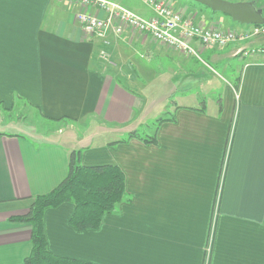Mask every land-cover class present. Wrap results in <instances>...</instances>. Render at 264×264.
Masks as SVG:
<instances>
[{"label": "crops", "instance_id": "obj_1", "mask_svg": "<svg viewBox=\"0 0 264 264\" xmlns=\"http://www.w3.org/2000/svg\"><path fill=\"white\" fill-rule=\"evenodd\" d=\"M111 1L144 19L154 16L145 0ZM171 1L199 24L210 26L214 17L232 22L191 0ZM81 12L104 16L62 0H0V104L24 102L46 121L93 122L67 145H39L0 129V264H25L31 226L12 219L27 215L37 197L67 178L73 150L82 151L83 166L120 168L127 196L97 230L73 228V204L47 210L52 254L92 264H264V55H242L238 87L225 85L216 102L167 104L173 95L149 65L157 42L126 33L105 45L84 33ZM192 46L203 52L199 43ZM256 48H264V37L236 42L225 58ZM126 67L131 73L121 80ZM137 81L162 92L134 90ZM164 115L174 120L159 126L156 144L111 145L130 132L146 133Z\"/></svg>", "mask_w": 264, "mask_h": 264}, {"label": "rangeland", "instance_id": "obj_2", "mask_svg": "<svg viewBox=\"0 0 264 264\" xmlns=\"http://www.w3.org/2000/svg\"><path fill=\"white\" fill-rule=\"evenodd\" d=\"M252 1L253 0H232L231 2L238 3ZM133 3L136 5H142L143 1L133 0ZM191 3V5L196 6L198 10L206 11L207 9L193 1ZM173 7L175 6L173 5ZM222 16L224 15L217 14L218 18ZM231 23L229 26L225 23H219L218 19L214 17L212 23L208 24L215 30L218 29L224 32L234 31L242 33V31L239 30V25L237 23H234L233 21ZM131 35L135 36L137 34ZM239 41L240 39H237V41L232 42L225 47H203V52L197 53L196 55L178 52L159 42L154 43V45L151 46L149 45L154 48L153 51H150L151 57L149 65L152 69L156 70L157 79L167 84L165 88L167 96L168 94L173 95L169 97L171 100H169L167 104H173V101H176L175 104H189L197 98L216 102L225 85H236V81L241 75L243 66L241 56H246L244 54L245 51H249L250 49H243L244 52H240L239 56L229 58H225V53ZM103 54L105 55H103L102 62L105 65V68L108 69L109 53L104 51ZM142 68L144 69L145 67ZM129 70L130 68L126 67L123 70V74L118 76L119 79L125 80L126 75L131 73ZM132 70V75L137 77L136 70L134 68ZM146 74H148L149 78L153 77L148 68H146ZM137 84L138 85L133 86L134 90H145L148 95L153 97L157 96L156 92H162V89L156 87L155 84L148 87L143 84L139 85V81H137ZM180 93L188 96V98L184 101L181 100ZM194 104L196 105L195 101L193 102V105ZM198 106L200 105L198 104ZM171 109L172 108H170V110ZM164 116L167 117V115ZM91 124H93L91 120L79 124H73L67 121L62 123H52L44 120L36 110L24 102H17L8 109L0 107V129L6 128L15 132H21L35 139L39 145L50 143L71 144L74 141L83 138L88 130L91 129ZM154 127L155 125L153 124L152 127L145 131L146 133L143 132V134L148 135L149 133H152Z\"/></svg>", "mask_w": 264, "mask_h": 264}, {"label": "trees", "instance_id": "obj_3", "mask_svg": "<svg viewBox=\"0 0 264 264\" xmlns=\"http://www.w3.org/2000/svg\"><path fill=\"white\" fill-rule=\"evenodd\" d=\"M253 2L264 15V0H253ZM236 84L235 88L238 87V83ZM0 107L3 105L0 104ZM173 120L174 116L161 117L154 123V134L144 135L136 130L128 133L123 140L113 142L111 145L127 143L132 139L156 144L159 126ZM49 122L62 123L66 120ZM81 159L82 151H71L67 178L52 192L37 197L27 215L12 219L14 222L28 223L31 226L33 248L25 264H92L52 254L48 249L44 226L47 210L56 209L64 204H73L75 206L71 219L73 228L80 232L97 230L103 218L111 214L126 198L125 175L120 168L111 165L86 167L81 164Z\"/></svg>", "mask_w": 264, "mask_h": 264}, {"label": "built area", "instance_id": "obj_4", "mask_svg": "<svg viewBox=\"0 0 264 264\" xmlns=\"http://www.w3.org/2000/svg\"><path fill=\"white\" fill-rule=\"evenodd\" d=\"M62 1L84 7L91 6L103 12V17L81 12L77 20L88 38L100 40L105 45L109 44L112 36L121 37L132 33L148 36L178 52L196 55L197 51L192 46L194 42L202 47H225L237 39L244 41L264 36V26H249L248 30L237 33L215 30L211 26L199 24L194 17L177 11L171 0H145L154 11L151 19H144L111 0ZM244 54L264 55V48L250 49Z\"/></svg>", "mask_w": 264, "mask_h": 264}, {"label": "water", "instance_id": "obj_5", "mask_svg": "<svg viewBox=\"0 0 264 264\" xmlns=\"http://www.w3.org/2000/svg\"><path fill=\"white\" fill-rule=\"evenodd\" d=\"M214 13L227 16L234 23L243 26H264L263 11L252 2H231L228 0H192Z\"/></svg>", "mask_w": 264, "mask_h": 264}]
</instances>
